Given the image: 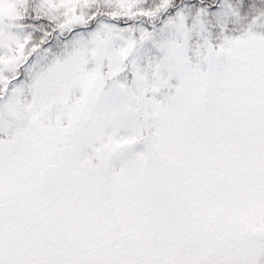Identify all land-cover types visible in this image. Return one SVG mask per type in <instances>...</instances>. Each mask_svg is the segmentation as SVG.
Wrapping results in <instances>:
<instances>
[{"label": "snow or ice", "instance_id": "1", "mask_svg": "<svg viewBox=\"0 0 264 264\" xmlns=\"http://www.w3.org/2000/svg\"><path fill=\"white\" fill-rule=\"evenodd\" d=\"M0 264H264V0H0Z\"/></svg>", "mask_w": 264, "mask_h": 264}]
</instances>
